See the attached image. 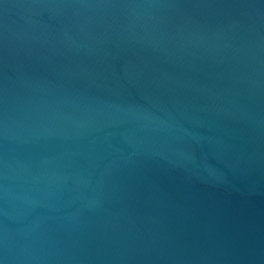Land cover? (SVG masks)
<instances>
[{"label":"water","instance_id":"95a60500","mask_svg":"<svg viewBox=\"0 0 264 264\" xmlns=\"http://www.w3.org/2000/svg\"><path fill=\"white\" fill-rule=\"evenodd\" d=\"M0 264H264V0H0Z\"/></svg>","mask_w":264,"mask_h":264}]
</instances>
